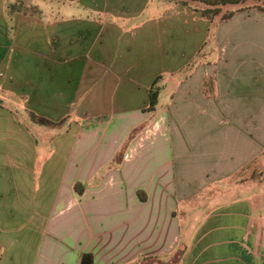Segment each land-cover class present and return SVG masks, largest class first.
<instances>
[{
  "label": "crops",
  "instance_id": "crops-1",
  "mask_svg": "<svg viewBox=\"0 0 264 264\" xmlns=\"http://www.w3.org/2000/svg\"><path fill=\"white\" fill-rule=\"evenodd\" d=\"M181 1L0 0V264H264V13Z\"/></svg>",
  "mask_w": 264,
  "mask_h": 264
},
{
  "label": "rangeland",
  "instance_id": "rangeland-1",
  "mask_svg": "<svg viewBox=\"0 0 264 264\" xmlns=\"http://www.w3.org/2000/svg\"><path fill=\"white\" fill-rule=\"evenodd\" d=\"M32 1H36V0H11V5L13 8H19L22 11H26L27 13H38V11H35V8H31L29 7V3ZM181 2H183L184 4H187L193 8H199V9H205L208 8V6L204 3H202L199 0L193 1V0H182ZM255 8H264V0H239V2L235 5H225V6H221V13L217 16V18H220L221 15L229 12L230 10H236V9H244V10H252ZM39 10V9H38ZM45 17H49L48 14L49 12H45ZM19 115L21 118H24V114L17 109V114ZM248 175L247 172L244 173V177L246 178V176ZM251 181L253 183H257L259 182L261 185H263L260 189V191L256 192V196L259 193L261 195V199L264 200V169L258 171V170H254L252 171L250 178ZM243 193V192H242ZM235 197H237L235 195ZM230 198H234V195L229 196L227 199H225L224 201H217V202H213V203H207L208 205V209H203L201 210V212L197 215V218L200 216H204L206 214H208L211 210H213L216 206H219L221 203L228 201V199ZM256 199H258L256 197ZM256 206L261 204L262 207V203H259L258 200L255 201L254 203ZM206 205L203 203V206ZM264 210V209H263ZM195 221V220H193ZM263 246V250L264 251V244Z\"/></svg>",
  "mask_w": 264,
  "mask_h": 264
},
{
  "label": "trees",
  "instance_id": "trees-1",
  "mask_svg": "<svg viewBox=\"0 0 264 264\" xmlns=\"http://www.w3.org/2000/svg\"><path fill=\"white\" fill-rule=\"evenodd\" d=\"M196 1V0H193ZM202 3L206 4L208 8L199 10L202 18L208 21H212L214 18H216L221 13V6L225 5H235L239 2V0H199ZM258 11H261L264 13V8H255ZM242 11H245L244 9H240ZM234 15V11H229L219 18V21H226L230 19ZM157 81V80H156ZM156 81L152 84V87L149 89V103L148 107L146 108V111H153L156 104H157V97H158V91L157 88H155ZM29 115L32 120L34 121H42L37 116H35L33 113L29 112Z\"/></svg>",
  "mask_w": 264,
  "mask_h": 264
},
{
  "label": "built area",
  "instance_id": "built-area-1",
  "mask_svg": "<svg viewBox=\"0 0 264 264\" xmlns=\"http://www.w3.org/2000/svg\"><path fill=\"white\" fill-rule=\"evenodd\" d=\"M130 156H131V153H128V154H125L124 158H125V159H129Z\"/></svg>",
  "mask_w": 264,
  "mask_h": 264
}]
</instances>
